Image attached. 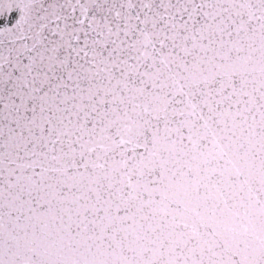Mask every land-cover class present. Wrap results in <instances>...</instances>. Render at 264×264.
<instances>
[{
  "label": "snow or ice",
  "instance_id": "1",
  "mask_svg": "<svg viewBox=\"0 0 264 264\" xmlns=\"http://www.w3.org/2000/svg\"><path fill=\"white\" fill-rule=\"evenodd\" d=\"M0 264H264V0H0Z\"/></svg>",
  "mask_w": 264,
  "mask_h": 264
},
{
  "label": "water",
  "instance_id": "2",
  "mask_svg": "<svg viewBox=\"0 0 264 264\" xmlns=\"http://www.w3.org/2000/svg\"><path fill=\"white\" fill-rule=\"evenodd\" d=\"M15 14V13H14Z\"/></svg>",
  "mask_w": 264,
  "mask_h": 264
}]
</instances>
